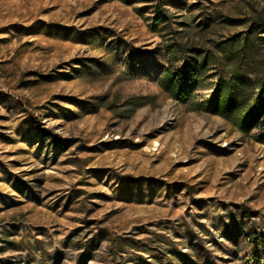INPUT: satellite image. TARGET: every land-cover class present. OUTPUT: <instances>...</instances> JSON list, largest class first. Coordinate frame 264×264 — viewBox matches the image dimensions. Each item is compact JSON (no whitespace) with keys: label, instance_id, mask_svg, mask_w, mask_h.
Masks as SVG:
<instances>
[{"label":"rangeland","instance_id":"374dc122","mask_svg":"<svg viewBox=\"0 0 264 264\" xmlns=\"http://www.w3.org/2000/svg\"><path fill=\"white\" fill-rule=\"evenodd\" d=\"M260 20L264 0H0V264H264V124L161 85L200 49L184 90L208 98Z\"/></svg>","mask_w":264,"mask_h":264},{"label":"trees","instance_id":"16d2710c","mask_svg":"<svg viewBox=\"0 0 264 264\" xmlns=\"http://www.w3.org/2000/svg\"><path fill=\"white\" fill-rule=\"evenodd\" d=\"M166 16L159 14L153 26L159 27ZM161 27V26H160ZM264 34V21L250 24L242 35H234L223 42L218 50L226 57L233 59L235 64L229 72L212 74V94L198 102L194 101L193 91H185V86H194L201 75L209 69L212 57L203 56L200 49L190 48L202 62H196L190 71L178 72L166 70L161 79L163 89L177 102L188 104L193 111H203L220 117L230 123L235 130L243 135H249L253 130L264 124V54L255 64L254 78L241 68L239 61L245 53L254 51L255 40L263 41L257 36ZM238 46V49L235 48ZM261 64V65H260ZM52 144L59 147L62 142L53 140Z\"/></svg>","mask_w":264,"mask_h":264}]
</instances>
